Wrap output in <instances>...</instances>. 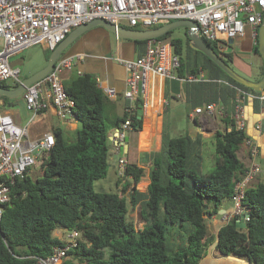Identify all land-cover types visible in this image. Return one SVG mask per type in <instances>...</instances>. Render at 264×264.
<instances>
[{
	"label": "trees",
	"instance_id": "1",
	"mask_svg": "<svg viewBox=\"0 0 264 264\" xmlns=\"http://www.w3.org/2000/svg\"><path fill=\"white\" fill-rule=\"evenodd\" d=\"M171 32L159 39H169L173 53L179 57L178 77L198 76L202 71L208 81L222 83L217 100L211 102L224 103L225 98L234 101L240 89L255 95L254 110L259 106L261 92L236 82L192 48L186 28L183 37H172ZM206 43L234 69L233 50L222 49L215 42ZM252 52L261 58L258 37ZM262 75L261 59L260 75L252 80ZM61 78L68 97L74 100L78 126L71 141L64 140L62 128L54 129V146L36 164L41 175L34 180L27 176L11 186V201L4 206L0 220V264H36L37 258L48 256L54 246L64 245L53 235L57 229L80 234L63 264H199L209 239L208 216L215 215L222 202L230 199L234 182L245 173L237 151L248 136L246 131L233 128V119L225 109L223 122L231 129L216 130L210 138L211 170L204 171L207 148L200 137L164 136L161 151L150 157L146 191L138 189L143 168L129 163L123 180H130L121 190L96 192L93 182L105 178L110 165L109 131L126 114L112 122L108 114L111 101L93 74L65 70ZM0 86L13 88L5 83ZM8 99L0 97V106L6 108ZM140 125L136 112L133 126ZM117 179V184L123 181ZM243 202L248 221L244 227L237 226L236 218L222 225L216 233L215 250L222 256L264 264V185L248 187ZM129 206H139L141 228L129 221Z\"/></svg>",
	"mask_w": 264,
	"mask_h": 264
},
{
	"label": "built area",
	"instance_id": "2",
	"mask_svg": "<svg viewBox=\"0 0 264 264\" xmlns=\"http://www.w3.org/2000/svg\"><path fill=\"white\" fill-rule=\"evenodd\" d=\"M264 16V0H0V83L10 80L13 88L22 78L19 67L12 65L11 57L35 44H44L53 50L74 28L95 19H104L115 26L153 28L180 19L192 20L197 25V34L205 41L215 42L226 49L229 39L243 37L249 30L253 45ZM126 70L125 89L122 97L127 101L126 114L112 137V151L124 145L128 131L134 130L133 117L138 109H146L148 87L151 75L194 82L202 78L188 74L178 77L179 57L173 53L169 39H148L144 51L134 59L117 58ZM74 58H59L45 77L25 89L22 99L32 112L26 125L18 124L13 116L0 108V220L5 205L11 201V186L17 180L29 176L42 156L55 144L53 132L46 131L31 138L29 124L35 115L53 108L57 119L65 124L74 119V100L68 97L61 74L71 70ZM80 73V72H78ZM99 87L110 99L117 93L113 87ZM248 92L237 90L233 101L231 118L237 130H244L245 115L243 99ZM264 101V91L258 96ZM224 116V107L218 100L196 107L188 115L191 120L197 115ZM142 114V113H141ZM75 120V119H74ZM260 129V125L257 126ZM231 129L228 126L227 131ZM250 147V160L244 175L234 182L230 196L232 208L223 216L225 224L231 219L243 216L246 223L248 210L244 198L250 183L261 173L256 160L258 148L252 140H246ZM128 162L124 156L118 158L115 172L124 179ZM79 232L66 231L63 246H54L51 253L37 258L36 264H63L67 251L77 244Z\"/></svg>",
	"mask_w": 264,
	"mask_h": 264
},
{
	"label": "crops",
	"instance_id": "3",
	"mask_svg": "<svg viewBox=\"0 0 264 264\" xmlns=\"http://www.w3.org/2000/svg\"><path fill=\"white\" fill-rule=\"evenodd\" d=\"M247 30L248 29H246V31ZM244 37L245 34L243 37L237 38L236 40L240 43L244 40ZM249 46L252 52L253 43L251 36ZM144 47L145 42L136 43L127 39H119L116 35L102 27H94L82 33L64 50L65 56L74 58L72 71L80 73L89 72L100 81V86L113 87L116 90L117 95L114 98H110L111 105L108 111L112 122L115 121L117 117L123 115L124 107L127 102L122 97V91L125 89L126 70L125 67L118 62L117 58L134 59L143 53ZM42 50L45 53L49 51L44 44H42ZM232 50L236 56L234 64L240 70H246V67L253 65V61L249 58H246L248 62L244 65L241 62L243 58H241L240 53L237 50ZM46 62L47 58L45 57L44 64H42L43 66H41L40 69L46 65ZM203 74L204 73L201 71L198 76H202L203 78ZM202 78L190 83L182 81L177 77L166 78L159 75H151L149 77L147 82L148 105L146 109L142 111L140 127L128 131V140L126 144L119 146L118 151H110L111 156L108 172L111 170L114 174V191L121 190L127 183V180H130V178H127L117 184L118 179L115 166L119 157L124 156L128 164H135L137 167L143 168V175L139 181L138 189L146 191L147 185L149 184V172L152 167L150 157L161 151L164 136L175 137L181 134H187L192 139L200 137L205 143V148H207L210 144V138L216 130L228 128L225 127V123L223 122L224 116H209L204 112L197 115L193 120L189 118L188 115L196 107L217 100V95L222 91L221 82L212 81L210 79L209 81H203ZM214 82L216 84H214ZM255 98V95L248 93L243 99L245 115L244 130L248 135L246 140H252L256 144L258 148L256 160L261 166V173L250 183L249 187H253L257 184L264 185V101L258 99L259 106L254 110L253 100ZM221 104L224 110L226 109L231 116L233 111V99L225 98L224 103L222 102ZM0 108L11 114L20 125H26L32 116V112L30 111V118L24 122L16 111L10 110L7 107L4 108L0 106ZM53 119H56L57 124L52 123ZM180 123L182 126H179ZM30 125L31 123L29 124L30 137L35 138L43 132H53L56 128H62L64 133L74 132L78 123L76 120L72 119L62 124L57 119L54 109L50 107L39 113L37 125ZM258 125H260V129H258ZM116 128V126H113L108 134L111 149L113 145L112 137L116 133ZM205 152H207V150ZM237 156L245 167L248 166L252 156L250 154V147L245 140L240 144ZM34 170L35 169L31 170L30 174H33ZM105 178H107V175ZM129 188L130 186L126 190V194ZM231 208L232 204L230 199L224 200L215 215L209 216L208 231L209 227H212L215 235L208 233L209 239H207L205 246V255L199 264H250L241 257L222 256L215 250L216 233L218 229L225 224L223 216L227 212H230ZM53 235L64 240L66 231L57 229L54 231Z\"/></svg>",
	"mask_w": 264,
	"mask_h": 264
},
{
	"label": "water",
	"instance_id": "4",
	"mask_svg": "<svg viewBox=\"0 0 264 264\" xmlns=\"http://www.w3.org/2000/svg\"><path fill=\"white\" fill-rule=\"evenodd\" d=\"M94 27H102L105 30L113 33L119 39H128L132 41H142L148 39H157L161 36L165 35L167 32L178 28L184 27L186 28V34L189 38L190 46L204 55H206L209 59H211L214 63H216L229 77H231L236 82L253 89L256 92L264 91V16L262 18L261 25L258 29V51L262 59L263 63V75L257 80H250L239 73H237L234 69H232L220 56L207 45L206 41L201 38L197 34V25L194 21L188 19H180L177 21H172L157 27L147 28V29H129L124 26H115L114 24L104 20V19H95L90 22L84 23L74 29H72L66 37L60 41L56 47L51 50L46 65L42 67L40 70L36 71L32 75L25 77L22 79L21 83L15 88H6L0 86V97L4 96L9 99L16 98L22 96L23 92L27 87H29L34 82L42 79L48 73L51 72L55 62L62 57L63 51L82 33L85 31L94 28ZM233 41L231 39L228 40L227 43L231 44ZM64 57V56H63ZM141 110L137 111V118H141ZM128 138H125V142H127ZM126 144V143H125ZM249 215L246 213L244 216ZM237 226L244 227L245 222L243 220V216H240L237 220Z\"/></svg>",
	"mask_w": 264,
	"mask_h": 264
},
{
	"label": "rangeland",
	"instance_id": "5",
	"mask_svg": "<svg viewBox=\"0 0 264 264\" xmlns=\"http://www.w3.org/2000/svg\"><path fill=\"white\" fill-rule=\"evenodd\" d=\"M125 24H122L123 26ZM138 27H141L138 25ZM184 27H178L173 30H171V35L172 37H183L184 36ZM250 32L247 30L245 32V37L244 40L241 41L240 43L235 40L234 43L229 45L227 47V50H237L240 55H241V62L246 65L248 62L246 58H249L253 61L252 66L246 67V70H240L236 65L233 63L232 67L234 70L239 73L240 75L252 80L260 75V64H261V58L256 54L250 51ZM250 54V55H249ZM46 53L42 50V44H35L30 47L25 48L23 51L20 53L16 54L15 56L11 57L10 62L12 64L16 65L20 69V76L21 78L28 77L35 73L37 70L40 69L42 64H44ZM203 81H207V74H203ZM9 87H11L12 83L10 80L6 81L5 83ZM7 108L10 110L16 111L22 118V120L25 122L27 121L28 118L31 116V112L29 108L27 107L26 103L23 101L22 97H16V98H11L8 99L7 103ZM39 120V114L35 115L33 118V121L31 122V125H37ZM52 123L57 124L56 119L52 120ZM30 125V126H31ZM179 126H182L180 123ZM64 140L65 141H71L73 138V132H67L64 133ZM212 149L211 145L207 147V152L204 158V171H209L213 168V159L211 157ZM34 173L30 174L31 180H34L37 176L41 175V168H39L37 165L34 168ZM113 172L109 170L107 174V178H102L100 180H96L93 182V189L96 192H111L114 191V181H113ZM111 180V181H110ZM128 195V194H127ZM128 219L129 221L131 220L136 228H141L143 221L140 218L139 215V206L131 207L129 206V211H128ZM208 221H209V216H208ZM209 233L212 235H215L213 228L209 227ZM72 264H82L77 261H74Z\"/></svg>",
	"mask_w": 264,
	"mask_h": 264
},
{
	"label": "flooded vegetation",
	"instance_id": "6",
	"mask_svg": "<svg viewBox=\"0 0 264 264\" xmlns=\"http://www.w3.org/2000/svg\"><path fill=\"white\" fill-rule=\"evenodd\" d=\"M229 45H230V44H228V45L226 46V49H227V47H229Z\"/></svg>",
	"mask_w": 264,
	"mask_h": 264
}]
</instances>
